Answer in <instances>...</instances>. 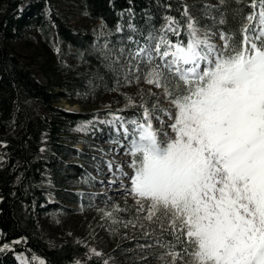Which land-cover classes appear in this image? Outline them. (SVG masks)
Wrapping results in <instances>:
<instances>
[{"label":"snow or ice","instance_id":"obj_1","mask_svg":"<svg viewBox=\"0 0 264 264\" xmlns=\"http://www.w3.org/2000/svg\"><path fill=\"white\" fill-rule=\"evenodd\" d=\"M219 2L223 7L227 0ZM248 7L253 11L243 16L239 44L235 32L223 29L222 46L211 30L198 35L199 24L185 6L186 39L169 38L180 37L182 26L167 17L158 31L140 34L143 43L129 36L132 46L102 53L114 66L126 54L124 80L143 78L175 109L141 103L131 105L141 110L131 118L113 115L103 122L127 142L132 173L117 169L129 181L120 187L133 197L137 220L157 225L155 244L164 252L154 258L166 255V264H264V0H250ZM147 95L151 100L156 94ZM164 116L172 121L170 132L163 130ZM106 215L114 224L137 227Z\"/></svg>","mask_w":264,"mask_h":264},{"label":"rangeland","instance_id":"obj_2","mask_svg":"<svg viewBox=\"0 0 264 264\" xmlns=\"http://www.w3.org/2000/svg\"><path fill=\"white\" fill-rule=\"evenodd\" d=\"M33 1L36 0H23L21 10ZM182 1L185 2L184 11L186 6L188 14L199 24L201 31L198 35L203 36L210 30L204 25L210 9L206 7L201 11V6L213 5L216 0ZM52 7L62 13L76 28L91 32L96 42L90 53L94 51L98 64L108 73L112 82L107 84L105 74L101 72L95 74L94 63L76 57L74 47L61 44L57 38H54L52 43L45 42L32 17H28V22L19 36L5 42L7 49L28 64L40 81L47 82L50 73L54 84L58 79L78 81L74 90L70 88L71 82L67 83L64 89L71 98L62 99L57 105L69 112L80 114L77 120L68 124L67 136L63 143L65 146L74 145L83 156H70L63 152L53 157L52 167L46 172L47 178L40 186L44 193L40 208L34 201L35 221L51 243L62 244L71 239L83 246L84 251L76 258V262L80 264H166L170 259L168 256L154 258L164 252L155 244L156 231L153 230L156 225L145 219L137 220L133 197L125 196L124 189L120 187L121 183L127 185L129 181L117 169L122 166L123 172L132 173L128 166L131 157L125 154L127 142L117 134L113 126L103 122L111 121L113 115L131 118L141 111L131 105L138 106L141 103H145L149 108L153 103H158L160 108L170 110L173 114L175 109L161 89L148 85L143 78L137 83L134 76H129L133 81L131 84L124 80L123 77L129 70L126 54L120 56V64L117 66L102 55L109 49L117 50L118 54L119 48L132 46L128 38L127 44L123 43V38L109 39V34L99 20L83 14L78 7V0H54ZM44 11L48 16L50 8L47 4ZM165 25L166 22L162 27ZM133 29L129 22V36L143 43V37L140 33H133ZM211 32L214 33L213 42L222 46L220 32ZM173 37L175 36L169 34L171 40ZM132 63L135 64V61ZM58 65L64 70L52 72L51 68ZM115 68H122L123 71L117 75ZM149 91L156 94L151 100L147 95ZM162 118L165 122L163 130L170 132L167 125L172 121L166 116ZM153 124L157 128L161 127L155 120ZM74 140L77 143H74ZM4 145V142H0V162L7 159ZM42 152L44 156H48L45 147ZM73 164L80 166L79 171H74ZM109 164L113 166L111 169ZM116 206L128 210L117 213L114 211ZM106 213H112L113 218L120 221H132L137 227L133 228L131 224L128 227L114 224ZM139 224L145 227L140 228ZM145 231L150 235L146 237ZM141 245L152 246L142 248ZM93 249L100 255H95ZM14 257L17 262L23 264H40V261H44L40 255L30 256L23 252L16 253Z\"/></svg>","mask_w":264,"mask_h":264},{"label":"trees","instance_id":"obj_3","mask_svg":"<svg viewBox=\"0 0 264 264\" xmlns=\"http://www.w3.org/2000/svg\"><path fill=\"white\" fill-rule=\"evenodd\" d=\"M53 1L36 0L21 10L23 0H0V142L5 143L7 152V159L0 162V264H23L15 260L14 256L19 252L40 255L44 264H76V258L84 251L83 246L71 239L62 244L51 243L34 218V201L40 208V200L44 199L40 186L52 167L53 157L63 152L83 156L74 145L65 146L63 143L68 124L77 120L80 114L57 105L62 99L71 98L64 89L67 83L71 82L70 88L74 90L78 81L58 79L54 84L50 73L48 81L42 82L28 64L5 46L7 40L22 33L28 17H32L45 42L52 43L57 38L61 44L74 47L75 56L94 63L95 74H105L106 83L110 84L111 78L98 64L94 51L90 53L95 37L91 32L76 28L55 10ZM249 3L250 0H241L240 3L227 0L221 7L216 0L207 6L210 12L204 25L211 31L235 32L239 44L243 16L253 11L248 7ZM46 4L50 8L48 16L44 11ZM184 5L182 0H78L83 14L99 20L109 39L123 38L124 44L128 43L129 22L136 29L133 33L146 36L153 27L159 30L169 16L182 26L181 36L172 40L186 39ZM205 8L201 6L200 10ZM221 18L227 23L221 25ZM60 69L59 65L51 68L52 72ZM73 142L77 143L76 140ZM43 147L48 159L43 155ZM73 169L79 171L80 166L73 164ZM158 238L160 233L156 225ZM169 239L171 237H165V240ZM5 244L7 248H3Z\"/></svg>","mask_w":264,"mask_h":264},{"label":"bare ground","instance_id":"obj_4","mask_svg":"<svg viewBox=\"0 0 264 264\" xmlns=\"http://www.w3.org/2000/svg\"><path fill=\"white\" fill-rule=\"evenodd\" d=\"M78 145V144H77ZM107 179H108V177H107V175H106V177H105V181H107Z\"/></svg>","mask_w":264,"mask_h":264}]
</instances>
